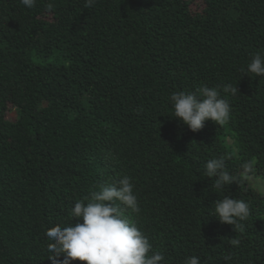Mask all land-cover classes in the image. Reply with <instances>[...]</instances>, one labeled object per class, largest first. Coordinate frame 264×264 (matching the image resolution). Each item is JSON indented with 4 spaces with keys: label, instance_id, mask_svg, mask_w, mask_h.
<instances>
[{
    "label": "trees",
    "instance_id": "16d2710c",
    "mask_svg": "<svg viewBox=\"0 0 264 264\" xmlns=\"http://www.w3.org/2000/svg\"><path fill=\"white\" fill-rule=\"evenodd\" d=\"M84 3L0 0V264H51L46 228L123 175L140 211L116 205L162 264H264V192L243 175L264 179V77L242 72L264 54V0ZM225 84L226 124L170 115L173 92ZM221 156L237 183L219 190L205 162ZM226 195L249 205L235 226L210 217Z\"/></svg>",
    "mask_w": 264,
    "mask_h": 264
},
{
    "label": "clouds",
    "instance_id": "9594fccd",
    "mask_svg": "<svg viewBox=\"0 0 264 264\" xmlns=\"http://www.w3.org/2000/svg\"><path fill=\"white\" fill-rule=\"evenodd\" d=\"M96 0H85L84 7L91 8ZM27 7L35 6L36 0H21ZM243 75L249 73L264 77V54L256 53L246 67ZM235 96L240 93L237 85L225 84L222 88L202 86L194 92H173L169 100L174 111L170 114L177 118L190 131L197 132L206 121L224 125L230 120L231 105L221 95ZM246 171H251V162L243 164ZM206 176L213 178L212 185L222 190L226 185L237 183V178L226 168L224 156L205 162ZM84 200H77L70 209L75 223L68 226L53 224L46 228L45 235L49 241L47 251L51 264H71L72 261H86L87 264H162L164 256L153 252L149 238L127 218L121 215L116 202L132 212L140 211L134 185L128 175H123L114 182L101 185L99 190L90 192ZM215 217L220 223L235 226L250 214L249 205L242 199L224 196L214 203ZM231 245L238 246L240 241L230 240ZM63 255V259L59 258ZM184 264H199L197 256H189Z\"/></svg>",
    "mask_w": 264,
    "mask_h": 264
},
{
    "label": "rangeland",
    "instance_id": "374dc122",
    "mask_svg": "<svg viewBox=\"0 0 264 264\" xmlns=\"http://www.w3.org/2000/svg\"><path fill=\"white\" fill-rule=\"evenodd\" d=\"M227 143L231 146L233 151L237 154L236 146L230 137H227ZM244 177L249 181L250 186L260 192H264V179L256 174H243Z\"/></svg>",
    "mask_w": 264,
    "mask_h": 264
}]
</instances>
